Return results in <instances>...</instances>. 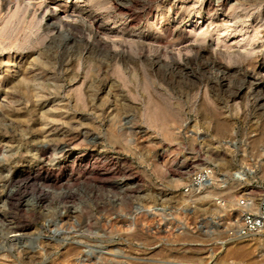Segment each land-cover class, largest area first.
<instances>
[{"label": "rangeland", "instance_id": "obj_1", "mask_svg": "<svg viewBox=\"0 0 264 264\" xmlns=\"http://www.w3.org/2000/svg\"><path fill=\"white\" fill-rule=\"evenodd\" d=\"M37 1L0 0V264H264V235L227 242L216 227L204 231L220 212L210 197L231 199L236 185L212 187L189 209L180 178V165L196 157L215 164L216 180L243 163L248 175L239 176L264 181L263 103L231 97L202 70L188 75L146 61L172 63L208 44L230 80L249 71L264 78V0H212L223 1L216 14H206L210 0ZM49 2L79 23L71 32L81 42L65 52L48 46L41 16ZM122 5L131 6L125 17L115 9ZM180 14L179 43L194 49L175 46L163 29ZM98 22L113 32L99 34ZM119 43L127 63L113 57ZM58 109L56 122L46 117ZM76 153L80 160L60 165ZM23 168L32 172L9 204L5 192ZM29 194L42 198L24 206Z\"/></svg>", "mask_w": 264, "mask_h": 264}, {"label": "bare ground", "instance_id": "obj_2", "mask_svg": "<svg viewBox=\"0 0 264 264\" xmlns=\"http://www.w3.org/2000/svg\"><path fill=\"white\" fill-rule=\"evenodd\" d=\"M15 1V0H14ZM21 3L23 4H26V6L28 5H40L39 1L37 0H20ZM51 2L53 0H50ZM177 1V0H174V2ZM241 0H238L237 2H240ZM250 1V0H249ZM49 2V5L51 6H48V8L50 7L51 9L48 10V12L46 14H43L41 16V21L44 23V28L48 31H50V37H49V41H48V46H50L49 48L51 47H57V48H60L62 51L65 50H69L71 48L70 45L72 44H76V43H79L81 42V39H78L76 36L73 35V33L71 32V30H73V28H75L79 23L77 22L76 19H74L73 17V13L71 11H69V9H67L65 7L64 4H56L54 5L53 3ZM236 2V3H237ZM223 5V1H219V2H214L212 0L210 1H207V3L205 4V11H206V14H216V11H217V8L218 7H221ZM32 7V6H31ZM88 7V6H87ZM117 10V14H120V15H124V17L126 15H128V13H130V10H131V6L130 5H122V6H117V8H115ZM115 10V11H116ZM73 11V10H72ZM29 12V11H27ZM113 13V12H112ZM117 14H113L111 15L110 17H114L116 18ZM131 15V14H130ZM182 14H180L178 16V18H173L171 20V22L168 24L169 26H163V29H165L166 33L168 34V36H172L173 37V40H174V44L175 46L177 45V47H179L180 45H182V43H179L180 39L183 37V29L180 27L181 25L179 24L180 19H182L181 16ZM199 15V14H198ZM80 16V14H79ZM132 17V16H131ZM166 17V15H165ZM210 17V16H209ZM208 17V18H209ZM200 16H198V19L194 25V28L196 29L197 26L200 25ZM124 20V19H123ZM163 20V19H162ZM132 21H134V19H131L129 21V23H131ZM85 22V21H84ZM96 22V21H95ZM128 22V21H127ZM199 24V25H198ZM92 25H89L88 26V29L90 31H92V28H91ZM190 26V25H189ZM96 27V26H95ZM193 28V27H192ZM193 28V29H194ZM198 29L194 30L193 33L194 35H197L198 32L200 31L199 29H201V27H197ZM96 30L97 32H99V34L102 32V33H105V34H108L110 32H113L112 28H109V27H106L104 25V22H98L97 23V27H96ZM199 30V31H198ZM48 35V34H47ZM241 38H243L245 35H240ZM249 36V35H248ZM254 36V35H253ZM119 37V36H118ZM149 38L150 40L152 38H154L155 36L153 35H149V36H146V38ZM227 37V36H225ZM114 38V37H112ZM126 38V37H125ZM186 38V36H185ZM126 40V39H125ZM248 40V39H247ZM188 41V40H187ZM186 41V42H187ZM241 42V40H239ZM243 41V40H242ZM109 42L108 41H105V44ZM148 42V41H147ZM160 43L163 44V47L164 45H167V41H159ZM185 42V41H184ZM104 43V42H103ZM118 43V42H117ZM149 43V42H148ZM154 43V42H153ZM156 43V42H155ZM159 43V44H160ZM171 43V42H170ZM188 43V42H187ZM192 43V42H191ZM147 44V43H146ZM150 44V43H149ZM171 44V45H172ZM123 45L124 43L120 44L119 43V47L117 48V50H114L112 51L113 53V57H116L119 60H122L123 63H127L128 59L125 61L123 59V57H125L127 55V51L125 48H123ZM172 45V46H174ZM195 45V44H194ZM193 44H185L184 43V46L182 47L183 49L186 50V48H189V50L191 48L194 47ZM161 46V45H160ZM170 46V45H169ZM171 46V47H172ZM196 46V45H195ZM202 47V46H201ZM211 47V46H210ZM209 45L207 44V46H204L202 47L201 49H198L192 57H190L189 55H187L186 57H182L181 58H178L177 60H174V62L172 63H163L161 62L160 60L158 59H154L152 57H146V61L148 64L152 65L153 67H164L166 68V70H180L182 72L185 71V74H190V75H194L195 74V71H199V70H202L204 72H206L208 74V77L213 81L214 84H216L219 88H221L223 91H229L230 92V95L231 97L233 98H238V97H243L244 94H250L254 97L255 101L257 103H259L260 105V102L263 103L264 105V78L257 75L255 72H243L241 73L243 75L242 78L240 79H237V81L235 80H230L228 78V75H227V72L224 70V69H221L222 68V65L219 64L217 65L216 61H215V50L214 48H210ZM89 50L91 51H96L97 53H100V54H105V55H110L111 56V51L109 52L108 51H103V49H101V47H96L94 49V47H92V45H88L87 47ZM165 48V47H164ZM175 48V47H174ZM177 49V48H176ZM180 49V48H178ZM194 49V48H193ZM216 49V48H215ZM172 51V50H171ZM54 52H57V51H54ZM178 52V51H177ZM179 52H182V51H179ZM176 53V51H175ZM220 53V51H219ZM96 54V53H95ZM181 55V54H180ZM219 55V54H217ZM130 58V57H129ZM126 59V58H125ZM217 60V59H216ZM216 63V65H215ZM143 65V64H142ZM43 66V65H42ZM217 66V68L215 67ZM264 66V59H262L259 63H258V67H262ZM215 67V68H214ZM20 69V68H19ZM243 69V68H242ZM31 70V69H30ZM248 70V69H247ZM33 71V70H32ZM31 71V72H32ZM24 72V70H23ZM29 72V71H28ZM27 72V74H29ZM38 72V71H37ZM237 72V71H236ZM12 73V72H11ZM10 73V74H11ZM17 74V73H16ZM24 74H26L24 72ZM32 74V73H31ZM30 74V75H31ZM34 74V73H33ZM36 74V73H35ZM240 74V75H241ZM30 75H27V76H30ZM231 75V74H230ZM23 76V75H22ZM21 76V78H22ZM10 77V76H9ZM241 77V76H240ZM24 78V76H23ZM30 78V77H28ZM35 79V78H34ZM11 80V79H10ZM19 80H20V77H19ZM24 80V79H23ZM21 80V82L23 81ZM5 80L3 79L2 83L4 82ZM9 81V79H8ZM27 81V78L26 80ZM39 81V80H38ZM237 82L234 84V86L231 88L232 86V82ZM15 82V81H14ZM1 83V84H2ZM9 84V82H8ZM7 84V85H8ZM24 84V83H23ZM25 85V84H24ZM6 87V86H5ZM7 89V88H6ZM231 89V90H230ZM5 91V90H4ZM8 95V94H6ZM249 96V95H248ZM7 98V97H6ZM8 98L10 99V97L8 96ZM5 99V98H4ZM262 106V105H261ZM263 107V106H262ZM45 109V108H44ZM53 110V109H52ZM57 110V108H56ZM49 114V116H46L47 118H53V121L56 122V120H54V118H59L61 117V112L59 109L58 111H56ZM64 111V110H63ZM52 112V111H51ZM7 116V115H6ZM46 119V118H45ZM52 120V119H51ZM58 121V120H57ZM50 124V123H49ZM48 126V124H47ZM46 128V127H45ZM47 130L44 129V131H42L41 133H44L46 132ZM166 131V130H165ZM43 135V134H42ZM45 139V138H44ZM55 140V139H54ZM53 141V140H52ZM61 143V146L59 145L60 148V151L63 149H65L66 147H71V145L74 143L72 141V139L70 140H63ZM49 146V145H48ZM44 150L47 149V145H44L43 146ZM62 150V151H63ZM71 150V149H70ZM69 151L68 150H65L64 153H67ZM95 152V151H94ZM98 153V152H97ZM42 154V153H41ZM70 154V153H69ZM40 156V155H39ZM82 157L80 156L79 153H76L72 156H70V160H69V155L68 154H63V158L61 159V162H60V165H65V163H70V162H76L78 160H80L79 158ZM107 157V156H106ZM107 159V158H106ZM105 159V160H106ZM113 162V161H112ZM73 165V164H72ZM105 166V165H104ZM107 166V165H106ZM40 167V166H39ZM40 169V168H39ZM104 169V168H103ZM32 171L28 170L27 168H23L20 172H18L9 182V184L12 186L10 188H8L5 192V198H6V201L7 203L9 204H13V202L15 200V198L17 197V186L15 187L14 185H18L19 187L21 185H23V180L29 176V174L31 173ZM95 173V172H94ZM245 175V172L243 173ZM237 175H241L240 172L237 173ZM243 175V176H244ZM246 177V176H244ZM215 177H213V180H214ZM56 180V179H55ZM22 181V183H21ZM53 182V181H52ZM47 184V183H46ZM50 184V182H49ZM9 185V186H10ZM54 185V184H53ZM52 185V186H53ZM53 188V187H52ZM43 191V190H42ZM228 191V190H227ZM42 198V195H34V194H29L26 196V198L24 199L23 202V205L25 206H33L36 204V202ZM17 199V198H16ZM17 202H20V199L19 201ZM18 229H17V226H13L12 227V234L10 235V237H16L18 236ZM244 250H242L243 252Z\"/></svg>", "mask_w": 264, "mask_h": 264}, {"label": "built area", "instance_id": "obj_3", "mask_svg": "<svg viewBox=\"0 0 264 264\" xmlns=\"http://www.w3.org/2000/svg\"><path fill=\"white\" fill-rule=\"evenodd\" d=\"M224 143L234 146L237 150L244 146L242 143L236 144L229 139ZM237 166L239 167L237 171L225 175L223 180H216L215 164H202L199 159L193 157L180 165V178L183 181L181 192L191 201L189 209L192 206L195 207L192 201L209 194L212 187L226 191L227 184L236 185L239 192L231 199H228L229 196L221 195L210 197L209 204L212 209H218L220 212L212 213L208 217V226L204 227L206 232L209 227L220 229L227 242L245 240L254 235H264V181L260 179L249 181L247 176H238V172H245L248 175V171L243 170V163ZM213 177H215L214 180ZM162 212L164 216L169 214L164 209ZM192 229L200 231L202 226L195 223Z\"/></svg>", "mask_w": 264, "mask_h": 264}]
</instances>
